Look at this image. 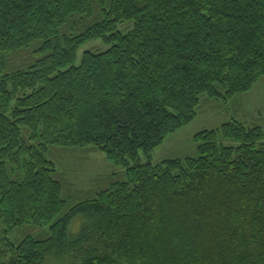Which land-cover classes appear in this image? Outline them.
<instances>
[{
	"label": "trees",
	"instance_id": "16d2710c",
	"mask_svg": "<svg viewBox=\"0 0 264 264\" xmlns=\"http://www.w3.org/2000/svg\"><path fill=\"white\" fill-rule=\"evenodd\" d=\"M260 78L264 0H0V264H264ZM204 107L236 117L154 161ZM69 151L118 170L75 191Z\"/></svg>",
	"mask_w": 264,
	"mask_h": 264
},
{
	"label": "rangeland",
	"instance_id": "374dc122",
	"mask_svg": "<svg viewBox=\"0 0 264 264\" xmlns=\"http://www.w3.org/2000/svg\"><path fill=\"white\" fill-rule=\"evenodd\" d=\"M122 28V27H121ZM106 45L99 40H91L84 43L77 52L79 60L81 52L85 50L101 51L106 49ZM240 104L242 111L247 114L239 115L247 122V125H253L256 120L264 119V79L260 78L253 88L240 96ZM252 116L255 121L249 117ZM236 116L230 110H212L209 107L200 108L195 119L184 127L178 129L174 133L167 136L164 141L152 151L154 161H159L168 157H183L195 154V144L192 137L195 133L204 129H213L221 124L230 121ZM250 119V120H249ZM264 124V120L260 121ZM143 157V155H140ZM54 160L60 172L63 173L66 180L71 183L75 191H85L91 188L93 180L101 175L109 174L118 170L105 156L99 152H60L54 155ZM3 224L0 220V244H2ZM19 237L18 232H13L9 235L10 240H15ZM44 264H61L60 261L53 257H47Z\"/></svg>",
	"mask_w": 264,
	"mask_h": 264
},
{
	"label": "crops",
	"instance_id": "0c3cea01",
	"mask_svg": "<svg viewBox=\"0 0 264 264\" xmlns=\"http://www.w3.org/2000/svg\"><path fill=\"white\" fill-rule=\"evenodd\" d=\"M252 88H253V87H252ZM248 92H249V91H248ZM248 92H247V93H248ZM242 109H244V108H241V111H242ZM241 113H242V114H243V113H244V114H247V113L244 112V110H243ZM240 115H241V114H240ZM241 116H243V115H241Z\"/></svg>",
	"mask_w": 264,
	"mask_h": 264
}]
</instances>
